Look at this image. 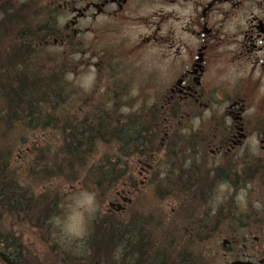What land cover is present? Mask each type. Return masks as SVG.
Wrapping results in <instances>:
<instances>
[{
    "label": "trees",
    "instance_id": "trees-1",
    "mask_svg": "<svg viewBox=\"0 0 264 264\" xmlns=\"http://www.w3.org/2000/svg\"><path fill=\"white\" fill-rule=\"evenodd\" d=\"M59 18V7L45 0H0V219L6 213L46 226L61 211L59 189L42 186L45 188L37 190L19 174L17 152L29 142L33 145L26 153L34 154L32 167L38 179L79 181L93 187L101 201L117 199V192L125 189L126 183L138 188V172L127 160L135 161L142 155L141 149L160 148L162 133L157 126L162 124L157 119L165 114L159 106L122 112L120 104L108 103L109 107L94 106L83 117L73 113L71 107L81 91L70 74L76 68L74 55L81 44L68 34ZM52 39L62 41L59 51L48 50ZM111 100L115 101L114 97L108 102ZM84 103L89 105L86 100ZM104 146H109L108 150L99 154ZM167 169L164 166L157 172L159 201L187 189L174 188ZM254 190L264 194V182ZM187 208L194 211L192 204L183 209ZM227 210L232 213H222ZM154 211L153 206L150 216ZM219 211L213 216H188L193 223L186 242L170 230L161 229L156 235L155 222L160 228L163 221L152 222L145 213L133 211L132 222L126 223L112 211L95 218L91 234L81 245L67 253L59 250L55 258L57 264H210L197 248L198 241L207 240L209 232L220 225L235 231L251 219L264 240L263 212L239 214L229 205ZM163 214L160 211L158 216ZM26 253L20 238L0 229L1 263L39 264Z\"/></svg>",
    "mask_w": 264,
    "mask_h": 264
},
{
    "label": "flooded vegetation",
    "instance_id": "flooded-vegetation-1",
    "mask_svg": "<svg viewBox=\"0 0 264 264\" xmlns=\"http://www.w3.org/2000/svg\"><path fill=\"white\" fill-rule=\"evenodd\" d=\"M58 6L60 22L78 44L84 32L95 42L97 33L135 28V41L122 35L118 42L140 56L151 51L165 65V85L152 87V102L138 108L159 106L165 114L157 119L160 148L127 160L138 172V188L126 183L110 203L126 223L133 218V192L156 188L164 166L174 188H187L170 196L177 208L169 216H210L205 205L219 185L247 191L264 182V0H64ZM109 53L93 49L89 64L115 73L127 53ZM188 203L192 213L183 209Z\"/></svg>",
    "mask_w": 264,
    "mask_h": 264
},
{
    "label": "rangeland",
    "instance_id": "rangeland-1",
    "mask_svg": "<svg viewBox=\"0 0 264 264\" xmlns=\"http://www.w3.org/2000/svg\"><path fill=\"white\" fill-rule=\"evenodd\" d=\"M52 1L57 2V7H59L58 4L61 5L64 2V0H45L46 3H51ZM62 16L66 20L71 18V15L67 12ZM138 32V29L131 28L121 30L115 36L97 33L95 42L93 34L83 33L80 50H76V53L74 52L75 64L77 65L70 74V78L74 80L75 86L81 91L80 96L75 99L77 102L75 105L73 104V108L71 107L73 113L78 117L90 114L95 109L94 106L96 108L109 107L108 101L110 97H114L115 101L118 102L117 105H121L122 112H128L132 108H129V106H133L131 110L136 112L139 110V106L152 102L153 98L150 97L153 90L152 87L158 86L160 88L165 85L168 79L165 65L161 60H155V53L151 51L143 52L140 56L138 53H133L129 50L130 45L126 46L118 42L119 37L122 35L128 36L130 41H135ZM48 44L50 45L48 50L51 52L59 51V47L63 45L62 42L56 43L54 39ZM65 47L67 46L65 45ZM93 49L98 54L105 52V55L109 56V58L111 57L109 51L115 49L121 50L122 54L125 52L127 55L123 54L125 56H121L119 61H117L121 63L120 69L110 74L109 71L99 72L96 67L89 64V61L93 57ZM114 57H117V55ZM103 70H106V68ZM153 70L154 74H152ZM110 81L115 83L116 86H111ZM121 83L124 85L122 88L118 86ZM115 89L119 90L120 93L112 96V90ZM85 100L88 101L89 105L84 103ZM80 106L83 109L79 108ZM29 136L31 140L35 138L31 133ZM32 145L33 142H29L21 147L22 150L17 152L19 155L17 163L20 164L19 168L17 167L19 174L21 177L27 179L28 182L33 183L37 190L45 188H42V186H52L59 189L62 194L61 211L57 215H54L46 226H37L36 223H41L35 220L29 222L23 220L20 216H12L5 213L0 219V229L20 238L25 246L27 256L33 261L39 264H57L55 258L56 252L64 250L67 253L74 246L81 245V241L91 234L95 218L103 217L107 213L112 212L110 209H113V212L117 213L119 210L110 205L111 202L115 201V198L108 197L103 201L98 200L95 194L96 190L93 187L89 188L81 185L79 181L70 183L60 178H55L48 182V180L43 181L38 179L35 168L32 167V164L36 163L33 157L34 154L30 153L29 156L26 153V150L31 148ZM108 148L109 146L102 147L99 154L106 152ZM215 189L216 192L212 195L210 202L205 205V208L212 214L210 216H213L214 213L222 212L219 210L225 208V205H229L230 209L239 214L255 211L264 213V201L258 199L259 195L256 190L248 189V193L256 192L251 197H248L247 191L236 189L232 186L219 185ZM131 197L133 198V203L130 206L131 212L145 213L146 217H149L152 222L157 220L163 221L160 228H158V224L160 223H154L157 225L156 235H159L158 231L161 229L170 230V232L175 233L177 236H181L182 242H186L188 237L186 235L192 234L191 226L193 220L188 218V216H169L173 208H177V205L173 203L170 197L159 201L154 186L140 188ZM196 205L198 206V204ZM153 206L156 210L154 212L157 214L160 211H164L163 216H150ZM222 213L229 215L232 212L231 210H227V212ZM119 217L124 218L121 214H119ZM129 219L132 222V219ZM210 228L213 227L211 226ZM209 233L210 235L207 240L198 241L197 248L202 249L204 254L207 255L210 264H228L235 260H251L255 261L254 264H264V240L261 239L263 238L261 236L262 232L256 229V225L252 219L249 222L246 221L242 228L237 227L235 231L233 229H226L223 225H220V229ZM225 238L231 240L232 243L224 246L223 241ZM54 247L59 248L55 249Z\"/></svg>",
    "mask_w": 264,
    "mask_h": 264
},
{
    "label": "water",
    "instance_id": "water-1",
    "mask_svg": "<svg viewBox=\"0 0 264 264\" xmlns=\"http://www.w3.org/2000/svg\"><path fill=\"white\" fill-rule=\"evenodd\" d=\"M229 243L230 241L228 239H224L223 241L224 246H227V244ZM0 264H5V263H1L0 261ZM228 264H253V262L251 260H235V261L229 262Z\"/></svg>",
    "mask_w": 264,
    "mask_h": 264
}]
</instances>
